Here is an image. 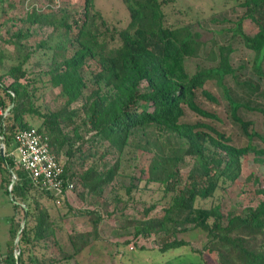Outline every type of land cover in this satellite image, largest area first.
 <instances>
[{"label": "trees", "instance_id": "trees-1", "mask_svg": "<svg viewBox=\"0 0 264 264\" xmlns=\"http://www.w3.org/2000/svg\"><path fill=\"white\" fill-rule=\"evenodd\" d=\"M45 1L48 8L27 12L20 19L23 27L7 42L22 51L36 30H61V39L54 45L42 41L33 52L69 53L62 60L51 57L45 72L51 86L60 90L64 103L55 112L42 113L34 107L28 85L21 83L29 74L25 67L29 53L0 75V107L6 112L0 117V146L4 147V158L0 156V191L12 208L0 264H61L75 259L89 246V234L68 235L62 244V217L52 216L44 203L56 204L60 198L35 184L11 155L15 136L34 127L27 118L35 117L40 124L34 128L47 136L51 152L63 164V178L73 182L74 188L80 186L83 198L100 197L119 177L130 178V189L142 180L162 187L168 201L161 214L137 220L134 236L159 235L163 241L160 250L167 252L187 246L176 239L178 233L197 229L205 233L206 250L218 254L219 264H264V188L258 186L256 177L247 178L256 184L255 192L261 196L254 207L235 214L228 212L226 216L219 205L195 207L197 200L213 198L221 185L238 183L243 157L252 154L256 163L264 164V148L250 142L255 137L254 132H248L251 123L238 116V111L247 106L234 99L224 84L227 76L237 79V68L231 64L232 47L219 46L212 40L206 50L188 27L169 25L165 9L178 0H121L128 11V23L123 27L103 17L96 8L98 0H83L79 12L60 10V17L52 9L55 0ZM3 2L0 0V4ZM236 3L242 14L228 30L232 39H241L254 53L252 68L263 78L264 0ZM246 20L257 28L253 36L243 30ZM218 21L212 19L213 23ZM200 59L195 71L190 72L189 61ZM90 63L98 70L87 79L83 71ZM5 77L12 79L10 85L3 83ZM208 83L221 89L231 119L248 139L245 145L236 146L209 123L186 121L187 110L202 120L220 121L197 102L201 96L217 103L206 89ZM243 85L257 90L248 81ZM75 104L78 107L73 108ZM86 134L91 135L86 139ZM100 149L99 161L112 156L113 162L100 167L95 159L77 172V167L89 158L83 161L84 154L90 150L98 153ZM188 158L200 162V167L195 166L183 178L181 170ZM155 207L151 205L143 215ZM86 214L92 216V232H96L100 214Z\"/></svg>", "mask_w": 264, "mask_h": 264}, {"label": "rangeland", "instance_id": "rangeland-1", "mask_svg": "<svg viewBox=\"0 0 264 264\" xmlns=\"http://www.w3.org/2000/svg\"><path fill=\"white\" fill-rule=\"evenodd\" d=\"M236 1L238 2V0H178L172 5L173 7L165 9V14L169 25L180 23L188 27L193 35H198L196 40L206 50L212 40H215L219 46L230 45L232 47L234 52L231 54V64L237 68V79L227 76L224 79V84L234 99L247 106V108H241L238 111V116L243 121L251 123L248 132H254L255 137L250 142L264 148V77L259 78L252 68L254 53L243 45L241 39H232L231 31L228 30L242 14L236 6ZM96 2V8L110 24L123 27L128 23V11L121 0H98ZM82 5L83 0H55L52 9L60 17V10H77L79 12ZM47 8L48 4L45 0H4L0 4V75H4L12 65L17 64L26 53H29L30 59L25 64L29 74L21 80V83L28 85V91L33 95L34 107L40 109L42 113L55 112L64 103V99L59 94L60 90L51 86L49 76L45 72L51 57L62 60L69 53L66 54L60 50L33 51L42 41H48L54 45L57 40L61 39L59 37L61 30L53 32L50 27L36 30L27 39L26 48L22 51L17 50L13 44L7 41L11 39L14 32L23 27L20 19L27 12L32 9L43 12ZM212 19L219 21L213 23ZM224 19H228V21L222 22ZM243 30L248 36H253L257 32L256 26L249 20L243 23ZM197 63H201V59L189 61L187 68L190 72L195 71ZM206 64L208 65L207 62ZM88 65L89 67L83 71V75L87 79L91 77V73L98 70L91 63ZM244 81H248L257 90L252 91L249 87L244 86ZM3 83L10 85L12 79L5 77ZM206 89L216 97L217 103L208 102L201 96L198 97L197 102L203 109L214 113L220 121L202 120L188 110L186 121L199 120L209 123L230 137L231 142L236 146L245 145L248 139L242 132V128L231 119L230 107L223 97L221 89L213 83H208ZM248 106L252 110H249ZM76 107L78 104L73 106V108ZM27 119L34 127L40 124V119L36 117ZM90 135L86 134V139ZM101 152L102 149L98 153L95 150H90L89 153L84 154L83 161L88 156L89 158L83 165L77 167V172L86 169L95 159L100 167L105 162H113L112 156H107L99 161ZM15 157H17L16 153ZM241 163L242 173L237 184L221 185L213 198L197 200L195 207L209 208L219 205L221 213L226 216L228 212L235 214L244 208L256 206L261 200V196L255 192L256 184L248 181L247 178L250 175L256 177L259 182L258 186L264 188V164L256 163L252 154L243 157ZM195 166L200 167V162L195 163L188 158L181 170L183 178ZM130 185V178L119 177L103 190L100 197L83 198L81 187L76 186L64 197L63 203H61L62 200L56 204L44 200L45 206L49 208L52 216L62 217V228L59 233L62 244L67 242L68 235L89 234L87 236L89 246L75 259L61 264H219L218 254L206 250L208 239L205 233L197 229L178 233L176 239L186 242L187 246L167 252L160 250L163 241L159 235L134 236L133 227L137 220L144 221L160 215L168 197L164 198L163 189L158 184L142 180L132 189H130ZM128 189H130V193ZM153 204L156 205L155 209L144 216V210ZM88 211H97L100 214L101 220L96 232H92V216H87L86 212ZM11 214V204L0 191V253L2 254L6 250L8 219ZM172 240L173 237H170V241Z\"/></svg>", "mask_w": 264, "mask_h": 264}, {"label": "built area", "instance_id": "built-area-1", "mask_svg": "<svg viewBox=\"0 0 264 264\" xmlns=\"http://www.w3.org/2000/svg\"><path fill=\"white\" fill-rule=\"evenodd\" d=\"M5 115L6 112L0 107V117ZM14 145L15 149L11 155L17 154V166L26 171L41 189L58 196L60 200L57 199V202L72 192L74 184L63 178V164L51 152L46 135L34 127L28 128L15 136Z\"/></svg>", "mask_w": 264, "mask_h": 264}, {"label": "water", "instance_id": "water-1", "mask_svg": "<svg viewBox=\"0 0 264 264\" xmlns=\"http://www.w3.org/2000/svg\"><path fill=\"white\" fill-rule=\"evenodd\" d=\"M3 149H4V147H3V145L1 144V146H0V156L4 158V152H3ZM20 230H21V229H20ZM19 232H20V231H19Z\"/></svg>", "mask_w": 264, "mask_h": 264}]
</instances>
